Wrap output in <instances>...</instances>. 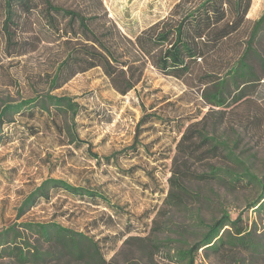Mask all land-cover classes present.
<instances>
[{
    "label": "rangeland",
    "instance_id": "obj_1",
    "mask_svg": "<svg viewBox=\"0 0 264 264\" xmlns=\"http://www.w3.org/2000/svg\"><path fill=\"white\" fill-rule=\"evenodd\" d=\"M91 0H54L79 9H105L125 34L133 36L154 21L167 16L179 0H101L102 7ZM194 1V0H192ZM0 0V110L5 103L43 94L71 96L81 105L76 118L77 132L85 145L59 144L55 129L44 118H15L5 125L0 144V230L8 226L21 231L30 245L51 255L40 264H84L57 252L56 245L24 231L22 222H57L77 232L92 236L104 257L102 264H182L173 257L205 230L194 222L198 214L204 223L221 213V204L232 218L243 212L259 188L244 184L230 188L218 181H186L191 191L179 207L164 201L170 185L168 177L176 152V142L191 124L203 128L209 136L228 142L238 162L225 156L220 160L190 159L193 170L206 171L209 163L226 164L236 172L247 167L264 183V66L254 63L256 77L236 96L235 83L224 74L228 61L237 59L245 45L253 21L264 10V0H251L245 21L222 44L214 56L198 59L182 79L165 75L152 66L143 79L127 94L112 88L100 67L77 73L59 88L50 90L49 80L64 53L62 39L44 25L40 14L31 17L24 36L29 38L23 53L8 54L2 32L3 9ZM102 10H100L101 12ZM264 56V32L256 44ZM227 80L224 102L216 104L214 84L205 76ZM242 86V85H241ZM155 112L163 121H138L143 113ZM38 133L31 135L32 129ZM137 135V152L112 156L109 162L92 158L111 156L130 145ZM90 145V152L87 150ZM62 178L107 196L125 212L116 216L103 203L91 204L57 193L50 201L17 215L22 199L46 177ZM108 215L113 217L110 222ZM245 215V213H244ZM258 232L264 234V221L252 209ZM196 264H264V255L234 250L230 255L206 254L199 249ZM0 264H27L10 257H0Z\"/></svg>",
    "mask_w": 264,
    "mask_h": 264
},
{
    "label": "trees",
    "instance_id": "obj_2",
    "mask_svg": "<svg viewBox=\"0 0 264 264\" xmlns=\"http://www.w3.org/2000/svg\"><path fill=\"white\" fill-rule=\"evenodd\" d=\"M3 9L2 32L8 47V54L23 53L34 49L24 36L26 25L31 26V17L40 14L44 25L64 44V53L55 66L49 80V88L61 87L77 73L100 67L110 85L124 95L134 89L143 79L145 70L152 66L165 75L184 78L198 59L214 56L222 44L232 37L245 21L251 0H179L167 16L159 18L133 36L123 33L116 23L107 17L105 9H79L56 3L54 0H1ZM93 0H91V3ZM99 8L101 0H95ZM100 10H102L100 12ZM264 32V10L250 28L237 59L228 61L224 72L235 83L237 95L242 97L243 86L249 85L256 77L254 63L264 66V56L257 49L260 35ZM207 82L214 84L216 104L224 102L223 88L227 80L224 76L213 79L212 73ZM242 85V86H241ZM81 105L71 96L56 95L50 91L5 103L0 110V144L3 143L4 126L13 124L15 118H44L55 129L59 144H73L76 148L85 145L77 132L76 118ZM163 121L155 112L143 113L138 124ZM32 129L31 135L38 133ZM141 146L135 135L132 143L110 156L101 157L92 152V158L109 162L112 156L137 152ZM90 152V145L87 144ZM225 156L232 164L238 162L227 141L209 136L203 128L187 124L176 142L171 174L168 177L169 191L164 199L172 207L183 205L184 198L191 193L186 181H218L230 188L252 184L259 188L258 195L247 202L243 212L232 218L223 204L221 213L209 223H204L198 214L194 222L205 230L200 237L185 248L174 253V259L182 264H196L199 249L206 254L230 255L234 250L254 255H264V234L258 232L254 218L248 217L252 209L264 221V183L247 167L236 172L226 164L209 163L208 170H193L189 160H220ZM64 193L73 199L91 204L103 203L113 210L116 216L125 213L107 196L94 189L74 185L62 178L46 177L22 199L17 215L36 206L41 201H50L53 195ZM245 213V215H244ZM110 222L111 215L107 216ZM24 231L35 233L44 241L56 245L57 252L80 260L84 264L104 262L98 242L90 235L77 232L57 222L21 223ZM264 228V227H263ZM51 255L30 245L21 231L8 226L0 230V257H10L27 264H40Z\"/></svg>",
    "mask_w": 264,
    "mask_h": 264
}]
</instances>
